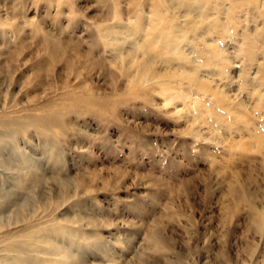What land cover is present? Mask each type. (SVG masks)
Returning <instances> with one entry per match:
<instances>
[{"label": "rangeland", "instance_id": "rangeland-1", "mask_svg": "<svg viewBox=\"0 0 264 264\" xmlns=\"http://www.w3.org/2000/svg\"><path fill=\"white\" fill-rule=\"evenodd\" d=\"M218 2L143 98L89 49L142 0H0V264H264V0Z\"/></svg>", "mask_w": 264, "mask_h": 264}, {"label": "bare ground", "instance_id": "bare-ground-1", "mask_svg": "<svg viewBox=\"0 0 264 264\" xmlns=\"http://www.w3.org/2000/svg\"><path fill=\"white\" fill-rule=\"evenodd\" d=\"M218 1L219 2L214 5L216 8H232V4H229L231 0ZM253 1L256 2V0H237V2L241 3L237 6L240 9L243 6L251 5ZM169 2L176 5L174 9H179L183 7L181 9L182 12L186 11L187 7L200 8V14L202 15L204 12V5L207 0H177L178 3L170 0H142L143 7H152L154 9V12L152 13L151 17L146 22V25H142L141 21H139L141 20L140 16H142V10H138L134 12V14H136L137 17L139 16V20L122 22V20L118 18L117 23L119 25L116 28L100 32L98 34V37H94L92 39L91 44L89 45L90 51L94 49L101 53V55L99 56L101 60L96 63L98 64L97 68H103L104 61H108L110 66H115L118 70H120V73L121 70H124L123 75L126 83L128 84L127 90H129L130 92L131 90L132 92L133 90H143V98H145L148 92H150L147 89L149 87L145 86L147 83L155 84L156 82L160 81L158 82L159 84L161 83V81L164 80L173 84V81L175 82L176 79H179L184 82L198 80L197 77L194 76V73L192 74L193 76L189 74V71L198 70L197 65L193 63V61H195V58L192 59L191 57L183 55L182 57H179L180 62H174L173 54L177 52V49L173 48V43L175 41H179L181 36L177 35L179 33V30L177 29V26L174 23V14L168 4ZM198 3L201 6H198ZM163 11H168L169 15L167 17L163 16ZM184 24L188 26L194 25L188 21H184ZM176 43L177 42H175V44ZM130 46L133 51L130 48L125 50V47ZM169 48L170 51H168ZM185 48H187V45H185ZM133 52L136 55H133ZM122 55H125L126 60L131 59V61L128 60L130 62V64L128 65L131 69L128 66H126L127 69H124L125 66L120 64L121 61L119 59ZM165 56L167 57L166 59H164ZM189 58H191L192 60H190ZM159 59L160 63L164 59L163 63H167L168 67L170 68L175 66V64L179 65H177V68H174L170 71L166 69H161L159 72L153 73L152 70H154V64ZM121 66H123L124 68H122ZM108 68L111 70L110 67ZM155 71L157 70L155 69ZM198 87L200 88V86ZM181 98H183V96L178 97V99ZM82 99L83 98L81 97L72 98L74 102H77ZM82 102H87V104L93 103V101L91 102L89 97H85V100H83ZM170 103V100H167L166 105ZM223 105H225V107H221V109L219 107V109H217L220 113L226 112L227 104L224 103ZM104 106L108 107V105ZM261 144V146L264 147V142H262Z\"/></svg>", "mask_w": 264, "mask_h": 264}]
</instances>
